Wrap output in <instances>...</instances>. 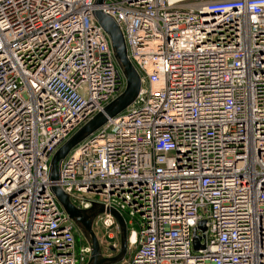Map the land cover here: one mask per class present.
Wrapping results in <instances>:
<instances>
[{"label":"built area","instance_id":"obj_1","mask_svg":"<svg viewBox=\"0 0 264 264\" xmlns=\"http://www.w3.org/2000/svg\"><path fill=\"white\" fill-rule=\"evenodd\" d=\"M96 2L0 0V264H89L54 184L104 206V258L115 210L133 250L120 264H264V0ZM96 10L142 88L53 183L57 151L127 87Z\"/></svg>","mask_w":264,"mask_h":264},{"label":"water","instance_id":"obj_2","mask_svg":"<svg viewBox=\"0 0 264 264\" xmlns=\"http://www.w3.org/2000/svg\"><path fill=\"white\" fill-rule=\"evenodd\" d=\"M104 1L105 0H97L96 4L100 6ZM94 16L98 24L104 29L111 40L116 62L125 75L127 87L119 98L105 108L104 112L96 115L57 151L51 162V181L53 183L59 180L61 163L69 156L73 149L104 127L109 119H113L126 111L139 95L142 88L141 76L128 57L126 40L119 25L113 18L106 15L101 10H96ZM52 192L69 217L77 224L82 232L89 237L93 247L89 264H118L122 260L119 256L113 259L102 257L101 245L93 228L96 217L106 212L104 206L96 205L91 210L81 211L71 203L69 196L61 187L54 184L52 186ZM110 212L115 216L121 226L122 248L120 255L123 256L128 252L129 233L126 220L117 211L111 210ZM204 229V224H201L200 230ZM199 242L200 239L196 237V249L200 247Z\"/></svg>","mask_w":264,"mask_h":264},{"label":"rangeland","instance_id":"obj_3","mask_svg":"<svg viewBox=\"0 0 264 264\" xmlns=\"http://www.w3.org/2000/svg\"><path fill=\"white\" fill-rule=\"evenodd\" d=\"M81 234H82L81 242L85 243L87 240L90 241L89 237H87L83 232ZM107 243H108V241H107ZM121 248H122V242L120 243L118 250H115L114 248L111 247V249L109 250L110 254H108V256H110V257H107V258L113 259V258H116L118 256L121 257L122 260L118 264H120L123 261H125L126 259H128V257L130 256V254L133 250L128 248V252L126 253V255L122 256V255H120L121 254Z\"/></svg>","mask_w":264,"mask_h":264},{"label":"bare ground","instance_id":"obj_4","mask_svg":"<svg viewBox=\"0 0 264 264\" xmlns=\"http://www.w3.org/2000/svg\"><path fill=\"white\" fill-rule=\"evenodd\" d=\"M130 238H131V242H132V243H135L136 236H135V235H131V237H130Z\"/></svg>","mask_w":264,"mask_h":264}]
</instances>
